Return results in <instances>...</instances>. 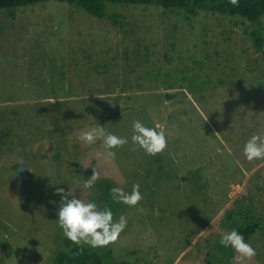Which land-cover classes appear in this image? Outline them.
<instances>
[{"label":"rangeland","instance_id":"rangeland-1","mask_svg":"<svg viewBox=\"0 0 264 264\" xmlns=\"http://www.w3.org/2000/svg\"><path fill=\"white\" fill-rule=\"evenodd\" d=\"M107 13L117 23L59 0L0 8V264H52L67 249L55 189L79 198L95 166L84 200L109 207L106 180L129 193L139 183L144 197L143 213L113 212L127 218L115 243L85 244L103 264H232L226 210L264 216V160L243 154L264 133V16L117 3ZM136 120L164 129L163 153L133 145ZM101 126L128 139L115 158L78 139ZM247 243L246 264H264V227Z\"/></svg>","mask_w":264,"mask_h":264},{"label":"clouds","instance_id":"clouds-1","mask_svg":"<svg viewBox=\"0 0 264 264\" xmlns=\"http://www.w3.org/2000/svg\"><path fill=\"white\" fill-rule=\"evenodd\" d=\"M229 3L233 6H238L239 0H229ZM100 98L106 99L104 97ZM54 102L55 100L51 101V103ZM78 139L82 145L89 146L95 144L98 140L102 141L103 147L109 151L106 154L98 153L95 157L97 160L102 155L105 158H115L116 153L111 150L128 144L126 137L107 132L102 126L84 131ZM131 140L134 146L143 149L149 156L161 154L168 147L165 131L160 125L148 127L139 120L133 121ZM136 147L132 150L135 151ZM243 154L250 162L264 160V133L253 134L245 143ZM21 162V167L23 168V161ZM84 166L88 167L89 164ZM49 175L52 176L51 174ZM100 178V169L98 166L93 167L92 175L79 187L81 192L79 198H77L75 191L72 189L68 191L62 187L55 189L56 194L62 197L58 210V225L63 230V235L74 245L82 247L87 244L92 248L108 246L118 240L120 234L127 226V218L124 215H120L117 220L110 207L101 209L95 202L86 201L82 198L83 192L93 188ZM110 195L114 203H122L131 208H136L137 213L144 212V208L140 204L144 197L140 191L139 183H135L132 186L130 193L120 186H114L111 188ZM155 214L159 215L158 209ZM220 244L225 248L234 250L235 255L232 264H246L247 261L252 260L256 256V250L235 229L222 233Z\"/></svg>","mask_w":264,"mask_h":264},{"label":"trees","instance_id":"trees-1","mask_svg":"<svg viewBox=\"0 0 264 264\" xmlns=\"http://www.w3.org/2000/svg\"><path fill=\"white\" fill-rule=\"evenodd\" d=\"M46 0H0V8H14L22 5H31ZM68 2L76 7L84 9L89 14L97 18H110L117 23L116 15L107 13L108 3L117 4H142L160 5L165 9L180 8L190 15H198L199 11L207 10L220 12L229 15H239L249 20L255 21L264 16V0H239L238 6H233L229 0H59ZM256 47L262 50V38L255 36ZM113 187L109 180L105 181L103 192L104 200L109 202V207L114 212L120 207V203H114L111 199L110 191ZM111 202V203H110ZM225 220L222 225L230 230H237L249 241L251 236L261 231L264 227V216L256 218L249 210H226ZM66 250L57 252L52 264H103L101 256L92 251L86 245H74L69 239L65 240ZM227 251V248L224 247ZM122 264H130L122 262Z\"/></svg>","mask_w":264,"mask_h":264}]
</instances>
